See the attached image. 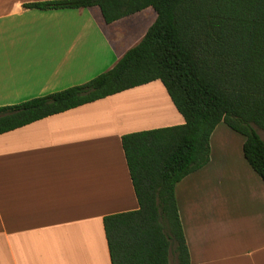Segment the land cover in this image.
<instances>
[{
  "label": "crops",
  "instance_id": "crops-1",
  "mask_svg": "<svg viewBox=\"0 0 264 264\" xmlns=\"http://www.w3.org/2000/svg\"><path fill=\"white\" fill-rule=\"evenodd\" d=\"M49 1L0 0V107L90 81L156 19L26 7ZM183 123L156 80L0 134V264H111L103 218L138 208L121 137ZM244 141L219 123L209 162L175 186L189 264H264V181Z\"/></svg>",
  "mask_w": 264,
  "mask_h": 264
},
{
  "label": "trees",
  "instance_id": "trees-1",
  "mask_svg": "<svg viewBox=\"0 0 264 264\" xmlns=\"http://www.w3.org/2000/svg\"><path fill=\"white\" fill-rule=\"evenodd\" d=\"M97 6L106 23L151 7L138 44L90 81L0 107V134L159 80L182 125L125 134L121 146L138 208L107 215L111 264H189L175 186L209 162L223 122L244 137L242 153L264 181V0H59L39 10Z\"/></svg>",
  "mask_w": 264,
  "mask_h": 264
},
{
  "label": "rangeland",
  "instance_id": "rangeland-1",
  "mask_svg": "<svg viewBox=\"0 0 264 264\" xmlns=\"http://www.w3.org/2000/svg\"><path fill=\"white\" fill-rule=\"evenodd\" d=\"M257 131L259 132V134L261 135V138L264 141V133H262L260 130H257ZM169 262H170V264H177L175 257L172 254H170V256H169Z\"/></svg>",
  "mask_w": 264,
  "mask_h": 264
}]
</instances>
